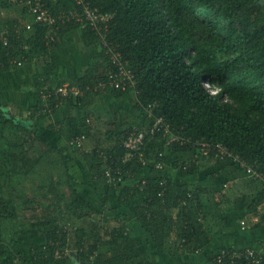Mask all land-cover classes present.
<instances>
[{
	"label": "trees",
	"instance_id": "1",
	"mask_svg": "<svg viewBox=\"0 0 264 264\" xmlns=\"http://www.w3.org/2000/svg\"><path fill=\"white\" fill-rule=\"evenodd\" d=\"M45 1L53 15L69 13L71 9L82 11L86 6L112 15L107 41L117 47L125 65L134 71L139 91L136 107L139 115L131 112L120 119L126 126L139 125L141 113L148 116L145 109L154 105L145 146L131 162L122 161L127 153L123 146L127 129L119 132L115 123L108 124L105 133L109 146L91 152L75 150L94 161L91 173L97 181L119 189L120 203L134 207L140 224L159 250L170 248L180 253L189 249L199 254L214 236V227L206 222L209 207L202 195L193 192L194 196L190 197L192 192L187 185H177L173 178L158 175L153 166L157 161L172 163L173 169L186 177L230 160L234 167L250 170L251 183L254 181L258 187L254 197H248L253 201L247 198L241 204L251 202L248 205L254 209L264 203V0H84L82 5L76 0ZM10 6L0 0V9ZM18 25L17 21H8L5 39L0 36V71L50 56L60 46V39L75 30H80L88 46H103L101 35L90 25L75 20L61 25L53 35L54 41L50 39L47 25L36 26L28 38L24 36L26 30ZM104 49L87 73L70 83L83 92L82 96L54 94L44 108L33 109L31 120L45 119L61 105L85 108L107 93L101 84H108V72L118 69ZM52 82L55 85L40 82L39 94L43 89L49 93L64 87L57 77ZM206 83L211 90L206 88ZM130 90L129 93L135 91ZM108 92L116 98L128 94L113 89ZM156 118H163L170 126V134L178 137L170 147L157 143L166 139L164 128L154 134L150 132ZM88 119L68 118L58 131L75 148L73 141L83 134L90 136L95 127L97 121L89 119L88 122ZM10 122L19 133L7 141L9 148L5 146L1 150L12 167L5 160L0 163V171L8 168L12 174L9 182L14 181L11 185L20 177L17 183L23 186V179L44 174L46 167L41 165L48 154L34 147L39 141L37 134ZM219 145L227 148L232 157L222 153ZM108 169L114 173L126 172L123 182L110 184ZM134 179V186L127 185ZM69 181L66 195L53 176L39 180L43 184L40 190L49 200L46 207L36 197L23 195L24 211L33 213V217L30 229L24 222L23 229L21 225L16 226L18 233L30 239L44 236L47 240L45 246L28 252L24 246L13 243L15 236L10 242L1 240L5 232L3 221H15L20 211L13 193L7 195V188L0 180L2 258L12 256L16 264H67L71 258L67 251L75 250L82 261L91 262V256L95 255L93 264H153L123 214L105 222L103 211L100 214L93 209L73 181ZM261 221L264 223V214ZM174 235L176 242L170 243ZM257 256L261 259L259 264H264V256ZM210 262L217 264L214 258Z\"/></svg>",
	"mask_w": 264,
	"mask_h": 264
},
{
	"label": "crops",
	"instance_id": "2",
	"mask_svg": "<svg viewBox=\"0 0 264 264\" xmlns=\"http://www.w3.org/2000/svg\"><path fill=\"white\" fill-rule=\"evenodd\" d=\"M20 9L21 13L22 11L24 12L27 23L33 21L32 14H28L23 8ZM3 11L6 12L4 9H0V16L3 15ZM12 20L11 17H0V36L3 39H5L6 35L7 22ZM79 31L75 30L67 33L62 40L60 39V46H58L56 51L44 58L45 60L36 59L20 66L13 65L10 70L0 71V121H3L2 124L6 128L10 127L17 130L15 125H9L12 123H8V120H12L14 124L22 126L30 123L32 125L31 132L37 134L39 137V141H37L38 143L36 142L35 147L40 146L43 148V152L47 153L48 156L50 152L58 153L60 156L58 158V165H61V170H63L61 172L62 175L65 174L66 182H63L65 190H68L69 180L73 179L76 190L92 204L93 209L100 214L103 211L102 216L105 222L114 221L115 218L123 214V219L135 234L139 246L144 251L147 259L153 264H211L210 260L214 255L224 248L236 251L254 249L259 255L264 256V223L261 221L259 208H250L251 202L248 203L249 205L243 206L241 204V196L228 195L227 193L229 187L233 191L236 185L237 187L238 185H242V188L250 191L253 189L252 185H255V183H251L252 179L246 178L245 172L239 169L238 166L234 167L232 165L233 162L230 160L223 161L217 166L186 177L181 176L178 170L173 169L170 162L167 165L164 162V169H156L158 175L164 174L173 178L177 185H187L192 192L190 193V197L194 196V193L199 192L205 204L208 205L209 208L206 209V222L214 227V236L202 248L199 254H195L189 251V249H184L180 253L175 251L177 249L168 248L166 251L159 250L154 240L147 236L146 231L140 224L134 213V207H127L120 203L119 189H113L111 186L99 182L93 177L91 169L94 161L85 159L78 150H75L77 148H74L67 142L66 138L58 131V128L62 124L65 126L66 119L68 118L90 119L92 115L96 117L101 116L103 113L112 112V109L103 104L104 97L108 98L109 106L113 107L115 104L124 107L123 100L126 99L127 95L112 98L108 94V91L111 89H106L107 93L98 96L85 108L72 104L61 105L55 112L49 114L47 118L36 119L35 121L31 120V112L34 108H44L49 103L48 99L45 98L47 94L44 92L45 89L41 91V95L39 94L37 88L40 82H48L49 85H55L52 79L57 77L59 82L64 84V86L70 84L76 79L83 77L87 73L88 68L94 64L96 58L105 50L103 46H101V49L99 45L88 46L85 44ZM30 32L26 31L25 38L31 35ZM125 108L128 109V107ZM147 110L148 108L145 109V112ZM11 115L12 117L10 118ZM4 116H6L7 122L4 121ZM96 118L98 119V117ZM89 119L88 122H90ZM110 123L107 122L109 125ZM124 126L127 127L126 124ZM121 131L119 129V132ZM92 132L94 130L91 131L90 136L85 134L87 136L85 148L89 152L96 148L102 149L109 146V141L105 142L106 140H103L102 136L98 138L97 142L99 143L91 144ZM63 149H66V151L61 152ZM47 158L45 160H48V162L53 161V159ZM135 182L136 180L134 179L132 184L129 182L127 185L134 186ZM252 192L255 193L254 190ZM249 194L252 193L250 192ZM248 199L253 201L251 197ZM141 203L142 201L139 200L138 204ZM218 209L223 211L221 213V225H217L215 220H213V216ZM202 215L204 214L202 213ZM78 225L79 223H75V226ZM175 237L174 235L170 239V243L176 242ZM13 239L17 240V238ZM20 241L22 244L23 241ZM26 243L29 247L28 252H30L35 247L45 246L47 240L44 236H40L34 239L26 238ZM67 252L71 257L67 264H93L95 255L91 256V262H86L81 260L75 250Z\"/></svg>",
	"mask_w": 264,
	"mask_h": 264
},
{
	"label": "built area",
	"instance_id": "3",
	"mask_svg": "<svg viewBox=\"0 0 264 264\" xmlns=\"http://www.w3.org/2000/svg\"><path fill=\"white\" fill-rule=\"evenodd\" d=\"M11 5L10 7L23 8L28 14H32L33 21L26 23L25 30L33 31L36 26H44L47 25L50 28V39L54 41V33L60 28L61 25H65L66 23L75 20L78 23H86L88 26L90 25L94 31H96L99 35L102 36V44L103 48H106L107 55L111 56L112 63L117 67V71H109L108 72V84H101L106 89H113L116 91H123L128 93L133 89L137 83V77L134 71L125 65L122 60L121 53L118 52L117 47L112 43L107 41V33L110 31V24L112 22V15L103 14L90 7L86 6L82 11H76L71 9L69 13L62 12L59 15H53L51 11L47 8V4L45 0H5ZM78 4L84 2V0H76ZM2 14H5L3 11ZM105 30V32H104ZM104 32V33H103ZM52 37V38H51ZM61 95L63 97L70 96H82L83 92L78 87H73L70 84H66L64 87L59 89H54L45 95L46 99H49L52 95ZM47 111V109H45ZM150 115L152 109L148 108L147 110ZM160 128H164L166 139H170L171 142H174L178 139L176 135L170 134V126L165 124L163 118H156V122L150 129L151 134L156 133ZM127 137L123 141V146L126 149V155L123 157L122 161L124 163L131 162L133 159L137 157V154L145 146V141L148 136V132H143L138 128H134L131 131L127 132ZM87 141V136L85 134L77 137L72 145L75 148L80 149L84 152H89L85 148V143ZM206 149V144H203ZM221 152L224 153L227 157L231 158L232 155L228 153L227 148L219 145ZM208 151H205V153ZM161 155V153L159 154ZM234 160L240 163L243 167L246 166L239 161L238 157H234ZM155 169L159 170L165 167V164L161 161H157L154 165ZM250 171V170H249ZM108 182L112 185H116L117 182H123L124 176H126V172H122L118 170L114 173L112 169H108L107 172ZM114 174V175H113ZM144 183V181H143ZM264 203L259 207V210L262 212ZM264 214V211H263ZM257 252L254 249H245V250H228L221 249L214 255V260L217 264H234L236 262L247 261L252 264H259L260 258L257 256ZM61 257V256H60Z\"/></svg>",
	"mask_w": 264,
	"mask_h": 264
},
{
	"label": "rangeland",
	"instance_id": "4",
	"mask_svg": "<svg viewBox=\"0 0 264 264\" xmlns=\"http://www.w3.org/2000/svg\"><path fill=\"white\" fill-rule=\"evenodd\" d=\"M6 12L5 14L1 15L0 17H3V18H7V17H11V19H13L14 21H17L18 22V27L21 28V29H25V25H26V21H25V14L24 12L22 11L21 13V9L20 8H7V9H4ZM32 33V31L30 32ZM42 60H45V59H42ZM138 86V80H137V83L135 85V87L133 89H136V87ZM133 92V90H132ZM216 92V91H215ZM110 94V96L112 98H116L112 95V93H108ZM137 95H139V91L136 89L133 93H129L127 94V97L126 99L123 100V105H125L124 107L122 106H118V105H113L112 106H109V100H107L108 98H103V104L107 105L109 107V109H112V112H109V113H103L101 116H96L98 117V119L95 117V116H90V119L93 120L96 119V123H95V129L94 132H92V137H91V144L93 143H99L97 142L99 139V137H101L103 140H106L105 142H108L107 139H106V129L109 127L107 126V122H111V123H116L117 125V129L120 131L121 130H126L128 132L129 129H134V128H138L140 129L141 131L143 132H149L148 128H150V118L153 116V111H154V105L150 107V109H153L151 111L152 115H150V113L147 111V115L146 116L145 114L141 113L142 115V119L140 121L137 120V122L139 123V125H133L132 127L131 126H127L125 127L124 126V122L121 121L120 118H124L126 116H128V114L130 113L131 115V112L133 114V112L136 114V115H139V113L137 112L138 109H136L137 107V103H139L138 99H137ZM126 96V95H125ZM141 105V102L140 104ZM125 107H128V109H126ZM134 114V115H135ZM12 117V115L10 116V118ZM1 118V117H0ZM135 119V118H134ZM120 120V122H119ZM4 121H6V116H4ZM12 121V120H10ZM3 121H0V134H2V136L0 135V163L3 164V161L5 162V160H8L9 158H7V156H5L3 154V152L1 150L4 149V147L6 146V143L7 141L10 139V137L12 138H15L16 135H18L19 132H16L17 130L15 129H11L10 127L9 128H6L3 124ZM110 123V124H111ZM10 126H13L12 124H9ZM25 126V125H23ZM31 124L28 123L25 127L31 129ZM130 127V128H129ZM131 129V130H132ZM89 140V141H90ZM101 140V139H100ZM88 141V143H89ZM27 143H30L32 144L31 142H27ZM157 143H161L163 145L167 147H170L172 142L170 139H164V140H159ZM33 145V144H32ZM35 147V146H34ZM6 148H9L8 146H6ZM41 152H43V148H38ZM60 156L58 155V153H54V152H50L49 153V156L48 158H51L53 159L52 162H48V160H45V162L41 165V167H46V170L47 171H43V175L40 176V174L38 175H35L34 177H28L26 179H23V186H21L20 184H18L17 182L18 181H21L19 179L15 180L16 183L15 185H11L12 182H9V177L12 175L11 173H9V170L7 168V170L5 172H2L0 171V180L5 184V187L7 188L6 189V194L11 196L13 193V199L16 200L17 202V207H18V210L20 211V217H17L15 218V221H10V220H4L3 221V224H4V228H5V232H2L1 234V240L2 241H5V242H10L12 241V237L14 238H17V240L15 241V239L13 240V243L15 242V244L18 243V245H22L24 247H26L25 249L27 251H29V247H28V244L26 243V237L24 234H21V233H18V229L16 228V226H18L20 223L24 222L27 226L26 228L27 229H30L31 228V223H30V220L32 219L33 217V213H29V212H26L24 211V207H25V203L24 201L22 200L23 198V195L24 196H27L30 195L32 197H36V201L38 203H41L44 207H46V205L49 204V200L47 201L45 198V195L43 194V192H41L40 190V187L42 184V182L38 183L40 179H42L43 177H45L46 179H50L51 176H53V178L55 179V183H59V186H60V189H62V191H64L67 195L68 191L66 192L64 186L65 184L63 182H66L65 181V174L62 175L61 172H63V170H61V165H58L59 164V158ZM169 159V158H168ZM7 162V166H11V164L9 163V160L6 161ZM235 162V161H234ZM150 162L147 163V165L149 164ZM164 163V162H163ZM166 164V163H165ZM164 169V168H162ZM160 169V170H162ZM245 172V177L246 178H253V174L249 171H244ZM257 177V176H256ZM143 178V176H142ZM6 181V182H5ZM8 181V182H7ZM73 181V179H72ZM71 182V181H69ZM254 182V181H252ZM7 183V184H6ZM260 184V183H259ZM258 185V184H257ZM62 186V187H61ZM253 186V189H251L250 191H247L245 188H242V185L237 187L234 186V190L231 191L230 187H229V190L227 191L228 195H235V196H238L241 198V200H247V198L249 196L252 195V197H254L255 193H256V189L258 188L257 186ZM259 186V185H258ZM69 190V188H68ZM255 191V193H253L252 191ZM243 191V192H242ZM242 192V194H241ZM252 193V194H249V193ZM17 194V196H16ZM20 197H19V196ZM40 198H38L39 196ZM244 195V196H243ZM7 196V197H9ZM11 198V197H10ZM19 205V206H18ZM221 209H218L216 210L215 212V215L213 216V220H215V223L218 225H221L222 224V211H220ZM263 211H264V206H263V209H262V212H260L262 215H263ZM28 216V218H27ZM41 217V216H39ZM262 217V216H261ZM28 221V222H27ZM24 223L21 224L22 228L23 229L25 226L23 225ZM77 224V223H76ZM20 238V239H19ZM22 240V244H21V241ZM17 242V243H16ZM17 263V260H15L12 256H8L6 258H2L0 256V264H16Z\"/></svg>",
	"mask_w": 264,
	"mask_h": 264
},
{
	"label": "clouds",
	"instance_id": "5",
	"mask_svg": "<svg viewBox=\"0 0 264 264\" xmlns=\"http://www.w3.org/2000/svg\"><path fill=\"white\" fill-rule=\"evenodd\" d=\"M206 88H209L210 90H211V87L208 85V83H206ZM234 161V160H233ZM262 205V204H261ZM260 205V206H261ZM260 206H258V208L260 207ZM261 212V211H260ZM261 216H263L262 214H261Z\"/></svg>",
	"mask_w": 264,
	"mask_h": 264
},
{
	"label": "water",
	"instance_id": "6",
	"mask_svg": "<svg viewBox=\"0 0 264 264\" xmlns=\"http://www.w3.org/2000/svg\"><path fill=\"white\" fill-rule=\"evenodd\" d=\"M84 264V263H83Z\"/></svg>",
	"mask_w": 264,
	"mask_h": 264
}]
</instances>
